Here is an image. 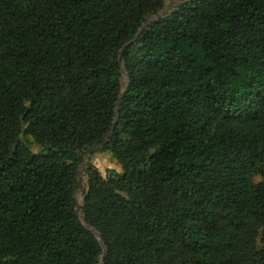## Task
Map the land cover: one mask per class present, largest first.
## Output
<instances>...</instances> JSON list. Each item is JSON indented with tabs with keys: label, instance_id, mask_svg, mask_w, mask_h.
Returning <instances> with one entry per match:
<instances>
[{
	"label": "trees",
	"instance_id": "1",
	"mask_svg": "<svg viewBox=\"0 0 264 264\" xmlns=\"http://www.w3.org/2000/svg\"><path fill=\"white\" fill-rule=\"evenodd\" d=\"M167 1L0 0V264H264V0Z\"/></svg>",
	"mask_w": 264,
	"mask_h": 264
},
{
	"label": "rangeland",
	"instance_id": "2",
	"mask_svg": "<svg viewBox=\"0 0 264 264\" xmlns=\"http://www.w3.org/2000/svg\"><path fill=\"white\" fill-rule=\"evenodd\" d=\"M188 1V0H177L174 1L175 4H179L181 2ZM174 2L172 1H167L165 9L159 13L161 16H163L164 13L170 12L174 7ZM157 15V14H155ZM127 81V76L124 75L123 77V83H126ZM34 150L37 151L38 148L34 147ZM90 160V162L104 175L107 176L109 173V170H116V171H121V167L118 165L117 161L112 157L110 152H102L99 151L97 153H94L92 155H86L85 157V164ZM86 165L82 166L80 169V174H79V180H80V189H78L76 193V198L78 203L82 204L84 201V193L87 190V184H88V177L85 173ZM256 182H262L261 177H256L255 178Z\"/></svg>",
	"mask_w": 264,
	"mask_h": 264
},
{
	"label": "water",
	"instance_id": "3",
	"mask_svg": "<svg viewBox=\"0 0 264 264\" xmlns=\"http://www.w3.org/2000/svg\"><path fill=\"white\" fill-rule=\"evenodd\" d=\"M177 4H175V2H174V5H173V7H175ZM162 16L160 15V14H157V15H152V16H150V17H148L147 18V21H146V23H145V25L143 26V28L141 29V31L137 34V36L135 37V39L133 40V41H131L129 44H132V43H134V42H136V40L142 35V33L145 31V29L147 28V26H148V24L151 22V21H154V20H157V19H160ZM127 87L130 85V81H129V78L127 77ZM121 99H122V95H121V97H120V99H119V102L121 101ZM116 126V123H114V125H113V128ZM100 151V148H98V147H94V146H91V147H89L87 150H86V155H92V154H94V153H97V152H99ZM85 165V164H84ZM83 165V166H84ZM79 174H80V172H79ZM81 204L80 203H77V212L79 213V215H80V218H81V220L83 221V223L87 226V227H89L88 226V224H87V222H86V219L84 218V216H83V214L81 213ZM90 229H92V228H90ZM93 230V229H92ZM95 233H96V235H97V237H99V239H101V237H100V235L95 231V230H93ZM104 257H105V255L103 256V259H104Z\"/></svg>",
	"mask_w": 264,
	"mask_h": 264
},
{
	"label": "crops",
	"instance_id": "4",
	"mask_svg": "<svg viewBox=\"0 0 264 264\" xmlns=\"http://www.w3.org/2000/svg\"><path fill=\"white\" fill-rule=\"evenodd\" d=\"M118 172H121V171L118 170Z\"/></svg>",
	"mask_w": 264,
	"mask_h": 264
}]
</instances>
